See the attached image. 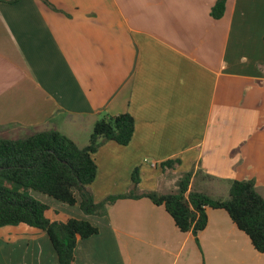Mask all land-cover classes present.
Wrapping results in <instances>:
<instances>
[{
    "label": "crops",
    "instance_id": "1",
    "mask_svg": "<svg viewBox=\"0 0 264 264\" xmlns=\"http://www.w3.org/2000/svg\"><path fill=\"white\" fill-rule=\"evenodd\" d=\"M47 1L0 2L1 139L56 131L84 148L96 120L128 113L130 143L93 156L95 202L126 193L135 168L140 192L173 193L191 173L188 191L226 199L232 181H253L264 198V0H226L220 19L217 0ZM36 198L49 220L98 229L74 264H264L223 210H208L197 246L147 198L102 217ZM0 264L58 263L47 235L20 224L0 228Z\"/></svg>",
    "mask_w": 264,
    "mask_h": 264
},
{
    "label": "trees",
    "instance_id": "2",
    "mask_svg": "<svg viewBox=\"0 0 264 264\" xmlns=\"http://www.w3.org/2000/svg\"><path fill=\"white\" fill-rule=\"evenodd\" d=\"M18 0H0L16 3ZM44 4L53 9L47 0ZM226 0H217L211 17L223 16ZM264 45V36H263ZM133 117L119 114L95 121L88 145L79 148L67 136L47 131L22 139L0 138V228L20 224L44 232L56 254L58 264H74V251L80 240L98 234L88 221L66 217L51 221L49 207L20 188L40 193L66 206H78L86 216L102 217L119 200L147 198L162 206L181 233H190L197 246L198 235L208 223V210L225 211L237 229L243 232L254 250L264 254V198L255 190L253 181H232L226 199H214L205 193L188 191L191 173L184 174L173 193L140 192L139 170L131 175L129 190L95 202L90 186L97 175L94 155L107 142L127 146L132 140ZM179 160H166L163 172L174 170Z\"/></svg>",
    "mask_w": 264,
    "mask_h": 264
},
{
    "label": "rangeland",
    "instance_id": "3",
    "mask_svg": "<svg viewBox=\"0 0 264 264\" xmlns=\"http://www.w3.org/2000/svg\"><path fill=\"white\" fill-rule=\"evenodd\" d=\"M27 135H25V134H21L20 135V139L21 138H25ZM139 170V185L142 183V184H146L147 182H148V175H147V177H142V173H141V168H139L138 169ZM133 171H134V169L132 170V172H131V174H130V177H129V183H131V181H130V179H131V175H132V173H133ZM173 179H174V177L173 176H169L167 179L166 178H163L161 181H162V185H164V188L166 189V190H170V188H172L171 187V183H172V181H173ZM140 187L138 186V189H139ZM140 190V189H139ZM20 191H28V194L29 195H31L33 198H35V199H37L36 197H40V198H42V199H44L46 202H48V204L50 205V206H56V209L57 210H59V208L58 207H65V208H67L68 210L71 208V209H75V208H73V207H69V206H65V205H63V204H61V203H59V202H57V201H55V200H53V199H51V198H48L47 196H44V195H42V194H40V193H37V192H33V191H31V190H26V189H23V188H20ZM38 200V199H37ZM103 200V199H102ZM38 201H40V200H38ZM77 209V208H76ZM77 211H79V210H77ZM252 264H261V263H257V262H253Z\"/></svg>",
    "mask_w": 264,
    "mask_h": 264
}]
</instances>
